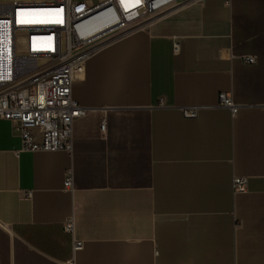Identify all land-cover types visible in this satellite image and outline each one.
Here are the masks:
<instances>
[{"label": "crops", "instance_id": "obj_1", "mask_svg": "<svg viewBox=\"0 0 264 264\" xmlns=\"http://www.w3.org/2000/svg\"><path fill=\"white\" fill-rule=\"evenodd\" d=\"M141 20L86 57L70 151L20 150L0 118V264H264V0Z\"/></svg>", "mask_w": 264, "mask_h": 264}, {"label": "built area", "instance_id": "obj_2", "mask_svg": "<svg viewBox=\"0 0 264 264\" xmlns=\"http://www.w3.org/2000/svg\"><path fill=\"white\" fill-rule=\"evenodd\" d=\"M0 0V118L16 123L20 150L72 149L73 122L85 113L71 96L84 72L86 57L102 37L142 27L144 16L156 15L185 0ZM178 44H174V51ZM246 62H255L247 55ZM217 105L231 115L239 105L228 92H219ZM198 106L181 109L195 117ZM104 126V125H103ZM247 177L234 175V193L244 192ZM64 188H72L69 175ZM73 234L74 223H64ZM82 241L74 240L79 250Z\"/></svg>", "mask_w": 264, "mask_h": 264}, {"label": "bare ground", "instance_id": "obj_3", "mask_svg": "<svg viewBox=\"0 0 264 264\" xmlns=\"http://www.w3.org/2000/svg\"><path fill=\"white\" fill-rule=\"evenodd\" d=\"M128 3H132L131 0Z\"/></svg>", "mask_w": 264, "mask_h": 264}, {"label": "snow or ice", "instance_id": "obj_4", "mask_svg": "<svg viewBox=\"0 0 264 264\" xmlns=\"http://www.w3.org/2000/svg\"><path fill=\"white\" fill-rule=\"evenodd\" d=\"M137 2H138V0H137Z\"/></svg>", "mask_w": 264, "mask_h": 264}]
</instances>
